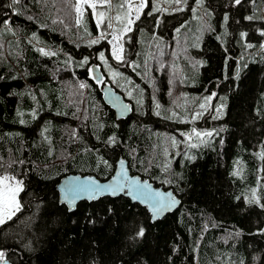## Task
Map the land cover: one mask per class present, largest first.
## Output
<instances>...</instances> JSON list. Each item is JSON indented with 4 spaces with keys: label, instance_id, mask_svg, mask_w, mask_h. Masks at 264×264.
I'll return each mask as SVG.
<instances>
[{
    "label": "trees",
    "instance_id": "trees-1",
    "mask_svg": "<svg viewBox=\"0 0 264 264\" xmlns=\"http://www.w3.org/2000/svg\"><path fill=\"white\" fill-rule=\"evenodd\" d=\"M151 1L125 34L122 62L102 35L109 24L89 9L79 21L77 0H0V171L23 182L19 210L0 224L9 264H264V0ZM178 32L193 62L176 48L166 87L159 53ZM92 61L135 102L127 118L104 102ZM213 90L219 105L202 112ZM120 155L173 188L178 209L152 221L125 195L73 211L59 201L63 175L106 179Z\"/></svg>",
    "mask_w": 264,
    "mask_h": 264
},
{
    "label": "water",
    "instance_id": "water-1",
    "mask_svg": "<svg viewBox=\"0 0 264 264\" xmlns=\"http://www.w3.org/2000/svg\"><path fill=\"white\" fill-rule=\"evenodd\" d=\"M90 77L101 85L103 100L115 111L117 118H125L132 113V103L125 99L124 95L116 90L111 83L106 82L105 73L101 65L97 62H93L90 65ZM133 181H138L139 183L134 184ZM93 182L101 186H116L115 194H113L112 191L95 189ZM118 183L119 185H123V190H119ZM56 188L59 191L60 202L67 203L71 211L83 200L91 201L103 196L117 197L125 195L133 202H139L147 206L151 212L152 221H156L162 219L168 213L177 210L181 204V199L172 188L165 189L161 185H156L150 179L143 178L140 174L133 173L128 166V161L123 157L118 159L113 174L106 179H101L95 174L68 172L61 177ZM153 193L162 194L165 198L163 202L165 204H171V206L165 207L159 213H154L152 209L159 200V197H153ZM168 194H171L170 198ZM90 196L95 198H89ZM73 197H75L74 204L69 202ZM172 200H174L175 203H171ZM0 264H9V260L0 258ZM196 264H200L198 258Z\"/></svg>",
    "mask_w": 264,
    "mask_h": 264
},
{
    "label": "rangeland",
    "instance_id": "rangeland-1",
    "mask_svg": "<svg viewBox=\"0 0 264 264\" xmlns=\"http://www.w3.org/2000/svg\"><path fill=\"white\" fill-rule=\"evenodd\" d=\"M178 1L179 0H154V3H153V1H151L150 3L153 4V6H157V7H159L162 10L163 8L164 9L176 8L177 7V4H178ZM147 2H148V0H120V4H116L117 3V0H109V3H103V0H77L76 9H77V7H79V9H80V11H77L78 12V20L79 21L81 20V18L83 16V13L87 9H89L90 12H91V14H92V16L95 18V20L99 24V27L102 24H105V23H108L109 24L108 31L106 33L102 34V35L103 36H106V35L109 36V39H110V42H111V54H112V56L114 58H115L114 52L116 50H118V49H122V51H119V55L122 56V59L121 60H118V61H122L123 62L124 61V57H125L124 56V50H125L124 38H125V34L127 32H129L130 30H132V28H133V23L137 19L136 18V16H137L136 8L138 7V5L141 4V3H144L145 6H146L147 5ZM93 3H96L97 4V7L95 9H93L91 7V5ZM129 4L132 5L130 15H128V13H129L128 5ZM122 5H123V7H122ZM145 6L140 9L139 16L142 14V11L144 10ZM193 6L194 7L195 6L198 7L199 4L196 1H194L193 2ZM262 10H264L263 7H262ZM100 13H103L102 20H101L100 15H99ZM117 17H120V19H117ZM202 17H204V19L206 21H209L208 18H207L208 17L207 14L202 13ZM128 19H131L132 20L131 25H128V23H127ZM125 28H127L128 30L125 31ZM185 32H186V30L183 29V33H185ZM179 33L180 32L176 33V35H174V37H173L174 44H173V47L171 48V50H173V51H171L170 49L164 50V48H163L164 52H166V53L164 54L163 51L161 53H159L161 56H164L162 59H161V57L159 59V62H161L160 63V66L162 68L163 67L164 68L166 67L164 69V71L168 75V76L166 75L167 76V79H166L167 80L166 87H168L169 85H171V83L173 84L175 81H177L176 74L174 73V70H173V64H174V61H175V58H174L175 57L174 56L175 49L178 48V52H179V54H181V53H187L186 52L187 51L186 49L189 48L186 45L185 38H182L181 37V40L179 41ZM175 36H178V37L176 38ZM114 37H118L119 39L118 40L117 39H114ZM164 41L166 42V43L164 42L165 43L164 45L168 47L167 41L166 40H164ZM263 44H264V41L262 42V46H263ZM262 46H259V49H262V48H260ZM167 53H169L171 56H169ZM164 58H165V60H164ZM187 58L191 62H193V58L191 57V54L187 53ZM102 60L103 61H106L104 59V57H103ZM168 61H169V63H168ZM137 62L138 61H134L132 63L133 69H136L137 73L140 72L138 74L144 76L145 73H147V71L146 70L145 71H142V72L141 71H138L137 70V67L138 66H140V67L143 66V68H144L145 65H141V63H137ZM105 64H106L105 65L106 71L113 75V68L111 66H109L107 63H105ZM163 64H165V66ZM130 67H131V65H130ZM117 71H118V69H117ZM119 82L121 84L120 87L123 90L126 88L129 91V89H130L129 83H125V82L122 83L121 80H119ZM214 91L215 90H213L211 93H209V96L206 95L203 99H201L200 100V105L201 104H204L205 107H206L211 102L213 104L214 103H217L218 104L220 101H218V99L215 98ZM124 92L123 93L125 94V96L128 95V94H126L127 92L125 90H124ZM208 97H211V99L210 100H207L206 98H208ZM204 108L201 109L202 112L205 111ZM194 117L195 118L197 117L196 113H195ZM5 175L15 177L12 174H9V173L0 171V176H5ZM15 179H16V181H22L20 178H17V177H15ZM22 187H23V182H22ZM17 201H18V203L20 205L19 193L17 195Z\"/></svg>",
    "mask_w": 264,
    "mask_h": 264
},
{
    "label": "snow or ice",
    "instance_id": "snow-or-ice-1",
    "mask_svg": "<svg viewBox=\"0 0 264 264\" xmlns=\"http://www.w3.org/2000/svg\"><path fill=\"white\" fill-rule=\"evenodd\" d=\"M14 2H17V0H14ZM103 3H109V0H103ZM235 3L236 4H239L240 3V0H235ZM144 6H145V4L144 3H141L136 8V13H137L136 18L137 19L139 18V11H140V9L143 8ZM91 7L93 9H95L97 7V4L96 3H93L91 5ZM122 7H123V5H122ZM128 8H129L128 15H130L132 5L129 4L128 5ZM77 11H80L79 7H77ZM99 15H100V18L102 20L103 13H100ZM117 19H120V17H117ZM225 19H227V18L225 17ZM248 19H251V17H248ZM127 23H128V25H131L132 20L131 19H128ZM127 30L128 29L125 28V31H127ZM114 39H117L118 40L119 38L118 37H114ZM92 43L95 44V43H97V41L96 40H93ZM119 51H122V49H118V50H116L114 52L115 58L117 60H121L122 59V56L119 55ZM101 59H103V54H101ZM80 87L83 88V87H85V85L81 84ZM206 99L207 100H210L211 97H208ZM200 107L201 108H204L205 105L204 104H201ZM196 115L199 116L200 114L197 113ZM193 134L196 137L211 136L212 135L211 132L201 133V132H197L195 130H193ZM188 139L189 140L192 139V134H189ZM192 146L195 147L196 145H192ZM133 183L134 184H137L139 182L138 181H133ZM93 184H94L95 189H97V190L112 191L113 194H115L116 186H113V185L101 186V185H99L98 183H95V182H93ZM118 187H119V190H123V185H119V183H118ZM21 190H22V181H16L15 177L8 176V175L0 176V224H3L6 219H11V217L15 214V212L19 210L20 205H19V203L17 201V195H18V193ZM152 196L153 197H159V200L153 206V209H152L154 213H159L165 207H170L171 206V204H165L163 202L165 198L163 197L162 194H160V193H153ZM168 196L170 198L171 197V194H168ZM89 198H95V197L90 196ZM66 199H67V196H66ZM69 202L74 204L75 197H73V199L70 200ZM171 203H175V201L172 200ZM137 235L142 237L144 235V230L141 229L137 233ZM3 256H4V253L3 252H0V258H3Z\"/></svg>",
    "mask_w": 264,
    "mask_h": 264
},
{
    "label": "bare ground",
    "instance_id": "bare-ground-1",
    "mask_svg": "<svg viewBox=\"0 0 264 264\" xmlns=\"http://www.w3.org/2000/svg\"><path fill=\"white\" fill-rule=\"evenodd\" d=\"M140 34V33H139ZM93 62H96V61H92L91 63H93ZM98 63V62H97ZM98 64H100V63H98ZM91 65V64H90ZM90 65H89V72H90ZM101 65V64H100ZM101 67H102V65H101ZM164 68V67H163ZM166 68V67H165ZM102 69H103V67H102ZM103 71H104V69H103ZM104 73H105V71H104ZM105 76H106V74H105ZM95 82V81H94ZM106 82H109V80H107V78H106ZM95 83H97V82H95ZM109 83H111V82H109ZM98 84V83H97ZM112 84V83H111ZM99 85V84H98ZM113 85V84H112ZM99 86H101V85H99ZM114 86V85H113ZM115 87V86H114ZM116 88V87H115ZM116 90H118L117 88H116ZM121 94H123L124 95V97H125V99H127V100H129L131 103H132V113H133V111H134V103H133V101L132 100H130L129 98H127L126 96H125V92L123 93L122 91H120V90H118ZM215 92V91H214ZM135 100V99H134ZM114 113H115V111H114ZM131 113V114H132ZM130 114V115H131ZM116 116V115H115ZM171 116V115H170ZM128 117V116H127ZM127 117H125V118H127ZM117 118V117H116ZM169 118V117H168ZM117 119H122V118H117ZM209 130H210V128H208ZM212 129V128H211ZM205 130V129H204ZM210 132V131H209ZM202 133V132H201ZM121 157H123L124 159H126L127 161H128V166L130 167V165H129V160L126 158V157H124L123 155H120L119 156V158L118 159H120ZM118 159H117V161H118ZM117 161H116V163H117ZM115 167H116V165H115ZM131 169V168H130ZM81 173V172H80ZM133 173H135V172H133ZM85 174H92V173H85ZM137 174H139V173H137ZM144 178V177H143ZM102 179V178H101ZM149 179V178H148ZM152 181V180H151ZM154 182V181H153ZM155 183V182H154ZM156 184V183H155ZM57 185V184H56ZM157 185V184H156ZM162 186V185H161ZM56 187V186H55ZM163 188H165L164 186H162ZM170 188V187H169ZM57 189V188H56ZM165 189H168V188H165ZM173 189V188H172ZM58 190V189H57ZM174 190V189H173ZM175 191V190H174ZM175 193H176V191H175ZM176 195L181 199V197L176 193ZM127 197V196H126ZM129 198V197H128ZM99 199V198H98ZM59 201H60V198H59ZM181 202H182V200H181ZM62 203V202H61ZM63 203H65V202H63ZM139 203V202H138ZM66 205H67V203H65ZM141 204V203H140ZM143 205V204H142ZM68 206V205H67ZM145 206V205H144ZM146 208H147V206H145ZM69 208V207H68ZM148 209V208H147ZM148 211L150 212V210L148 209ZM150 214H151V212H150ZM152 219V218H151ZM2 259H4V258H2ZM7 259V258H6ZM9 260V259H8Z\"/></svg>",
    "mask_w": 264,
    "mask_h": 264
}]
</instances>
